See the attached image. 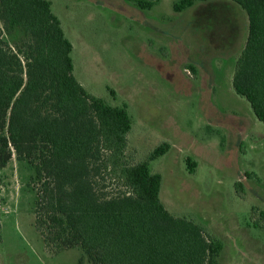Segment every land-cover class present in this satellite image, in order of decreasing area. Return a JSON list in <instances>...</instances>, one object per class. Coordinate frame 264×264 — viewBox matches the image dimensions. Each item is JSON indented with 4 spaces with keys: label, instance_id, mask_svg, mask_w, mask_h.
I'll use <instances>...</instances> for the list:
<instances>
[{
    "label": "rangeland",
    "instance_id": "rangeland-1",
    "mask_svg": "<svg viewBox=\"0 0 264 264\" xmlns=\"http://www.w3.org/2000/svg\"><path fill=\"white\" fill-rule=\"evenodd\" d=\"M50 1L74 46L76 78L107 103L127 105L131 162L170 144L150 163L166 209L223 243L219 264H264V229L255 226L264 209V123L232 79L247 13L229 0L196 1L180 13V0H150L149 10L137 0ZM3 39L16 50L28 40L21 29ZM34 175L15 156L0 171V264H90L80 248L54 254L45 246L35 229Z\"/></svg>",
    "mask_w": 264,
    "mask_h": 264
},
{
    "label": "trees",
    "instance_id": "trees-1",
    "mask_svg": "<svg viewBox=\"0 0 264 264\" xmlns=\"http://www.w3.org/2000/svg\"><path fill=\"white\" fill-rule=\"evenodd\" d=\"M196 1L212 0H180L173 9ZM229 1L249 20L233 87L264 123V0ZM52 7L50 0H0V171L14 156L34 169L35 229L45 246L54 254L80 248L90 264H219L223 243L161 200L162 176L150 163L170 144L131 162L127 105L107 103L76 78L74 46ZM16 29L28 38L17 50L3 39ZM187 165L193 173L195 163ZM256 212L255 226L264 229V209Z\"/></svg>",
    "mask_w": 264,
    "mask_h": 264
},
{
    "label": "crops",
    "instance_id": "crops-1",
    "mask_svg": "<svg viewBox=\"0 0 264 264\" xmlns=\"http://www.w3.org/2000/svg\"><path fill=\"white\" fill-rule=\"evenodd\" d=\"M197 73V72H196ZM234 74V73H233ZM234 75L232 76V79H233Z\"/></svg>",
    "mask_w": 264,
    "mask_h": 264
}]
</instances>
